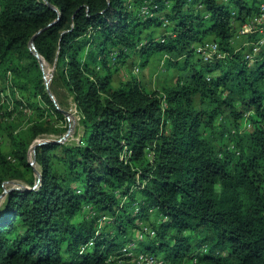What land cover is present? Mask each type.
I'll return each instance as SVG.
<instances>
[{"label": "trees", "instance_id": "1", "mask_svg": "<svg viewBox=\"0 0 264 264\" xmlns=\"http://www.w3.org/2000/svg\"><path fill=\"white\" fill-rule=\"evenodd\" d=\"M263 4L0 0V130L12 143L11 155L0 145V196L7 181L29 186L0 206V264H264V45L252 52L258 31L244 36L249 48L234 43ZM210 40L222 58L197 56ZM35 51L54 69L60 108ZM134 57L138 69L162 58L174 85L116 87ZM17 91L33 94L15 101ZM66 94L83 132L36 147L39 177L29 152L69 128ZM18 113L35 115L24 130Z\"/></svg>", "mask_w": 264, "mask_h": 264}, {"label": "rangeland", "instance_id": "2", "mask_svg": "<svg viewBox=\"0 0 264 264\" xmlns=\"http://www.w3.org/2000/svg\"><path fill=\"white\" fill-rule=\"evenodd\" d=\"M144 12V11H143ZM154 31L156 32V36H160L164 33L163 29H154ZM236 48L237 49H241L242 47H246L245 42L241 39L236 41ZM244 45V46H243ZM137 66V67H136ZM141 66V60L138 59L137 57H134L130 60H128L126 63H122L119 64L118 66V72L115 74L114 76V85L117 87L119 86L121 83L125 82L126 80L129 79H136L138 81L141 82V84L149 91H156L159 90L161 91L162 88L164 86H173L176 77L178 76L179 72L172 67H168L166 65V63L164 62V60L160 57H155L150 63L149 65L145 68V69H139V71L137 70V68H140ZM43 71H44V80L45 78H47L49 80V91L51 93L50 90V84L52 83L53 77H54V69L52 67L47 66L46 64L43 66ZM33 92H15V101L17 99V101L22 100V98L24 100H26V98H28L29 96H32ZM52 94V93H51ZM68 95V94H66ZM53 96V95H52ZM31 101H33L32 98H30ZM13 101H14V97H13ZM53 101L56 103V105L60 108V104L58 103L57 99L53 96ZM66 102V106L63 109L64 112L68 113V115L66 116L68 123H69V128L64 130V132L62 133H56L53 132L52 134H49L47 136H43L40 137L38 139H36L34 141V143L32 144L31 150L29 152V161H31L35 167V171L36 174L39 173V167L38 165H36V162L33 161V147L38 145L39 143L42 142H50V141H61L66 135V140L65 142H69L72 144H77L80 141L83 129L81 126H79V114L77 113V109H76V105L73 101V97L66 96L65 101ZM14 103H12V101H10L9 107L7 108V113L10 112L12 110V105ZM14 107V105H13ZM4 108L6 109V107L4 106ZM2 107V104H0V109H4ZM13 113V112H10ZM30 113H28L27 115H23L21 114H17V117L19 118L18 121V127H20V130H24L26 125L34 119L35 115L29 116ZM55 124L57 125L56 128H60L63 129L64 124H62V122H55ZM63 125V127H62ZM18 128V131H20ZM0 145L2 148L3 153H5L6 155H11V151H12V143L11 141H9L8 138V131L5 129H1L0 130ZM17 169L20 170L21 172L24 171L23 167L17 166ZM22 187H29L26 181L23 180H10L5 182L4 184V189L6 191V193L2 194L0 196V206L3 202V200L6 197V194L13 189H21ZM139 235V239L143 240L144 239V235L142 236L141 234Z\"/></svg>", "mask_w": 264, "mask_h": 264}, {"label": "built area", "instance_id": "3", "mask_svg": "<svg viewBox=\"0 0 264 264\" xmlns=\"http://www.w3.org/2000/svg\"><path fill=\"white\" fill-rule=\"evenodd\" d=\"M260 15L258 17L253 18V21L255 23L249 22L246 25H244L240 30L237 36L234 39V43L238 40L244 41V36L251 34L254 31H258L261 35L262 39L259 40L258 44H255V47L253 48L252 52L257 53L262 45H264V28L262 27L264 25V4L261 6L260 9ZM0 12H1V5H0ZM147 13L146 11H144ZM247 48H249V44L245 43ZM245 47V46H244ZM196 54L199 58L204 59L205 61L211 60L214 57L216 58H222L223 55L220 51V46L215 41H205L196 47ZM246 60H252L254 57V54L250 53V50H246L244 52ZM139 71V69L137 68ZM147 231V229H145ZM143 236V234H141ZM151 235H154L152 232ZM139 264H167L163 259L156 258L150 255H143L139 257Z\"/></svg>", "mask_w": 264, "mask_h": 264}, {"label": "water", "instance_id": "4", "mask_svg": "<svg viewBox=\"0 0 264 264\" xmlns=\"http://www.w3.org/2000/svg\"><path fill=\"white\" fill-rule=\"evenodd\" d=\"M39 34V33H38ZM36 36L37 35H35L33 38H32V40H31V42H30V45L32 46V48L35 50V46H34V42H35V38H36ZM35 55H36V57H38V59H39V61H40V65H41V67H42V69H43V66L45 65V63H44V61L42 60V58L40 57V55L35 51ZM45 84H46V87H47V90H48V93L51 95V97L53 98V96H52V94L50 93V91H49V87H48V85H49V80L47 79V78H45ZM64 114L67 116L68 115V113H66V112H64ZM66 137H67V135L61 140V141H58V142H64L65 140H66ZM44 143H48V142H42V143H39L38 145H36V146H34L33 148V154L35 153V150H36V147L37 146H39V145H42V144H44ZM33 161L35 162V159H33ZM33 164V163H32ZM37 175L39 176V177H41V173L39 172V173H37ZM5 193H6V191H5ZM4 193V194H5Z\"/></svg>", "mask_w": 264, "mask_h": 264}, {"label": "crops", "instance_id": "5", "mask_svg": "<svg viewBox=\"0 0 264 264\" xmlns=\"http://www.w3.org/2000/svg\"><path fill=\"white\" fill-rule=\"evenodd\" d=\"M244 46V45H243Z\"/></svg>", "mask_w": 264, "mask_h": 264}]
</instances>
